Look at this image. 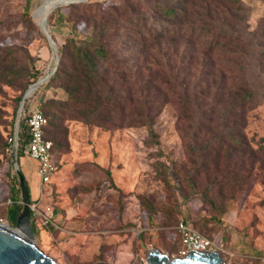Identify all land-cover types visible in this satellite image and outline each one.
Returning a JSON list of instances; mask_svg holds the SVG:
<instances>
[{
	"label": "rangeland",
	"instance_id": "374dc122",
	"mask_svg": "<svg viewBox=\"0 0 264 264\" xmlns=\"http://www.w3.org/2000/svg\"><path fill=\"white\" fill-rule=\"evenodd\" d=\"M56 1L61 3L47 10L46 25L57 49L67 37L79 42L98 28L96 2L101 0H0V217L12 223L13 202L21 196L14 189L18 180L9 136L30 79L56 68V54L37 19L44 5ZM105 1L131 3L153 33L167 23L152 11L155 0ZM240 1L236 7L225 0H191V15L169 26L175 30L165 25L168 31L164 27L160 36L121 18L106 35L125 66L127 82L116 88L128 95L126 85L135 79L142 95L159 108L155 143L145 142L150 138L145 125L111 127L71 117L72 104H57L66 97L61 77L42 86L48 76L26 96L23 106L37 103L47 112L52 108L45 102L55 99L59 118L58 125L46 128L56 170L52 182L41 186L32 213L35 243L42 251L60 264H137L150 247L173 257L179 241L175 225L186 218L220 245L226 262L264 264V0ZM205 23L212 25L210 32L187 35L192 25L197 31ZM214 35L233 40L218 45ZM117 75L116 82L122 77ZM147 79L152 80L149 89L142 81ZM245 81L254 98L240 102L235 83ZM179 87H186L192 99L187 111L181 110ZM130 108L125 103L124 109ZM231 132L247 144L231 143L226 150ZM59 138L62 146L55 144ZM157 158L171 164L170 184L157 174ZM34 182L40 183L39 176ZM207 184L214 206L201 196ZM149 206L154 209L150 220Z\"/></svg>",
	"mask_w": 264,
	"mask_h": 264
},
{
	"label": "trees",
	"instance_id": "16d2710c",
	"mask_svg": "<svg viewBox=\"0 0 264 264\" xmlns=\"http://www.w3.org/2000/svg\"><path fill=\"white\" fill-rule=\"evenodd\" d=\"M225 1L236 7H239L241 4L240 0ZM190 4H192L191 0H155L152 5V11L156 15L160 16L161 19H164L167 22L165 25L169 27L173 26L175 21L180 23L183 16L187 14H189V16L191 15V11L190 13L188 12V8L191 7ZM28 11L29 10L27 7L26 12ZM96 12L98 17L101 19L98 28L92 31V33L85 35L83 40L79 42H77L72 36L66 38V42L58 47L59 58L57 66L55 70L49 75L48 79L42 84V86L46 85L56 77H61L62 81H60V86L66 93V97L60 100L57 104L59 106H68L72 104L75 109L74 113L69 114L71 117H81L87 122H93L97 125L111 127H116L122 123H125L129 126L145 125L150 135V138L146 139L145 142L150 144L155 143L157 142V132L153 128V123L156 115L158 114L159 108L155 107L152 102L148 101L147 96L142 95L143 89L140 87V83H138L135 79L126 85L127 91H129L128 95L120 93V91L116 88L117 83L119 86H125L127 82V80L125 82L123 79L125 66L122 65L120 61H118V58L115 56L114 48L108 41L106 35L118 27H116V25L118 24L119 18L128 24L133 23V26L144 28V30H147L149 34L156 36H160L162 34V29L165 27V25L160 27L161 31L153 33L151 26L145 19L147 17L143 13L135 12L134 6L131 3H127L125 1L120 3L112 1L106 2L105 0L98 1L96 2ZM57 16V20L59 22L62 21L61 15L58 14ZM211 26V24L206 23L199 25L197 26V32L194 31V25H192L191 28L188 29L189 31L187 32V35L194 36L198 34L200 30L204 32H210ZM168 27H165L164 31H168ZM169 28L175 30L173 27ZM183 30H185V28ZM212 39L218 45H225L233 40L232 37L226 35H224L222 38H220L218 35H214L212 36ZM66 57L70 58L71 61H67ZM128 68L130 70V65H128ZM111 73H114V75H111ZM3 74L7 76L6 73ZM117 74L120 76L122 75V77H119L120 81L117 80L116 82L115 77L118 76ZM38 78L39 77L34 74L32 79H30V83L36 81ZM142 81L147 89H149L150 85H152L151 79ZM235 85V94L238 96L240 102H248L254 98V91L250 88V85L247 81L239 84L235 83ZM179 92V98L181 100L180 104L182 106L181 110L187 111L191 108L192 99L187 93L186 87L183 89L182 87H179ZM54 102L55 99H50L49 101L45 102L47 106L52 108L51 111L47 112L42 109L47 118L43 129L44 136L47 138V125L56 126L59 122V118L57 117L55 110L57 107L54 106ZM125 103L131 105V108L128 110L124 109ZM28 105L29 104H25L23 106L22 114L19 120V127L17 131L18 158L21 156L22 151L25 152V147L29 140V128L27 125ZM14 132L15 128L10 136H13ZM226 135L230 139V141L226 143V150H231L233 147L230 145L231 143H234L235 145L247 144L241 134L237 135L236 132H231L227 133ZM55 144L57 146H62V139L59 138L55 140ZM153 164L155 165L157 174L161 177V179L166 184H170L169 178L172 176L171 164L159 158L155 159ZM174 184L178 187L181 182L178 183V181H175ZM212 184H214V181ZM210 186L211 185L207 184L201 189V196L209 205L214 206L215 199L207 192ZM14 189L20 190L17 183ZM13 206L15 208V212L18 213L22 207L21 198L20 201L14 200ZM145 208L147 209L148 219H152L154 214L153 207L149 206ZM178 238L180 240V236Z\"/></svg>",
	"mask_w": 264,
	"mask_h": 264
},
{
	"label": "water",
	"instance_id": "95a60500",
	"mask_svg": "<svg viewBox=\"0 0 264 264\" xmlns=\"http://www.w3.org/2000/svg\"><path fill=\"white\" fill-rule=\"evenodd\" d=\"M81 0H66L65 2H73ZM46 19V16L44 17ZM46 23V22H45ZM40 28L46 35L58 62V49L49 28L44 23L39 24ZM51 72L38 78L32 82L23 93L20 104L17 109V119L15 125L16 141L18 138L19 120L23 110V104L26 96L30 95L34 89L44 82ZM17 145H13L12 163L17 175L18 185L20 188V196L22 207L17 213L15 225L12 222L0 221V264H60L58 258H53L46 254L35 243L38 239V232L34 233L32 227V216L30 211L31 197L22 169L18 164ZM146 261L140 259L137 264H235L226 262L227 257H222L217 251H208L202 249H191L183 256L169 257L166 252L160 248L150 247L146 251ZM105 264V263H98Z\"/></svg>",
	"mask_w": 264,
	"mask_h": 264
},
{
	"label": "built area",
	"instance_id": "2783aa9c",
	"mask_svg": "<svg viewBox=\"0 0 264 264\" xmlns=\"http://www.w3.org/2000/svg\"><path fill=\"white\" fill-rule=\"evenodd\" d=\"M27 125L29 128V140L27 142V148L25 152L32 158L38 161L37 174L40 179V190L41 186L44 184H49L52 181V176L56 170V163L52 156V141L44 136V125L47 118L41 108L37 103L28 105L27 108ZM10 144L13 146L15 143L17 145L18 138L16 141V132L13 136L9 137ZM39 196L42 195V190ZM35 201L30 202V210L33 213L35 210ZM32 216V214H31ZM0 221H6L0 217ZM8 222V221H6ZM175 228L180 236L177 254L178 256L185 255L191 249H202L208 251L220 250V245L213 240H211L207 235L198 230L191 222L186 219H180ZM175 255V256H176ZM146 259L143 261L145 262ZM109 264V263H107ZM114 264H123L121 262H116Z\"/></svg>",
	"mask_w": 264,
	"mask_h": 264
},
{
	"label": "crops",
	"instance_id": "0c3cea01",
	"mask_svg": "<svg viewBox=\"0 0 264 264\" xmlns=\"http://www.w3.org/2000/svg\"><path fill=\"white\" fill-rule=\"evenodd\" d=\"M24 153H25L24 154V160H22V162H21V169H22V172L24 173L26 181L30 177L32 178V182H30L28 184L35 191V197L36 198L34 197L35 199H32V201H34V200L37 199L38 194H39V189H40V183L36 184V182H34V178L38 177V174H37V171H36L37 165H38V161L36 159L30 157L26 152H24ZM32 183H34V184L32 185ZM28 189H29V187H28Z\"/></svg>",
	"mask_w": 264,
	"mask_h": 264
},
{
	"label": "bare ground",
	"instance_id": "6f19581e",
	"mask_svg": "<svg viewBox=\"0 0 264 264\" xmlns=\"http://www.w3.org/2000/svg\"><path fill=\"white\" fill-rule=\"evenodd\" d=\"M61 3V1H56V2H54V3H52V4H46V5H44L42 8H41V10H40V12L37 14V19L39 20V22H40V24H42V23H44L45 25H46V19H44V17L46 16L47 17V15H46V12H47V10L51 7V6H55V5H58V4H60ZM65 4H66V2H65ZM51 11V10H50ZM49 13V12H48ZM47 13V14H48ZM39 24V23H38Z\"/></svg>",
	"mask_w": 264,
	"mask_h": 264
},
{
	"label": "flooded vegetation",
	"instance_id": "af4514ba",
	"mask_svg": "<svg viewBox=\"0 0 264 264\" xmlns=\"http://www.w3.org/2000/svg\"><path fill=\"white\" fill-rule=\"evenodd\" d=\"M163 251V250H162ZM163 252H165V251H163ZM166 253L168 254V252L166 251ZM219 253V252H218ZM168 256H169V254H168ZM107 264V263H106Z\"/></svg>",
	"mask_w": 264,
	"mask_h": 264
}]
</instances>
